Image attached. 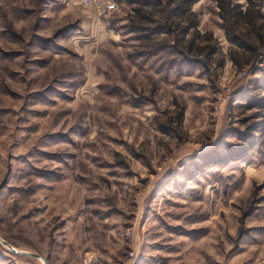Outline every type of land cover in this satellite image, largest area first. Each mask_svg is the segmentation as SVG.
Segmentation results:
<instances>
[{
    "label": "rangeland",
    "instance_id": "rangeland-1",
    "mask_svg": "<svg viewBox=\"0 0 264 264\" xmlns=\"http://www.w3.org/2000/svg\"><path fill=\"white\" fill-rule=\"evenodd\" d=\"M112 1L0 0V235L47 264H264V0H231L246 47L216 0Z\"/></svg>",
    "mask_w": 264,
    "mask_h": 264
},
{
    "label": "trees",
    "instance_id": "trees-1",
    "mask_svg": "<svg viewBox=\"0 0 264 264\" xmlns=\"http://www.w3.org/2000/svg\"><path fill=\"white\" fill-rule=\"evenodd\" d=\"M197 0H189V4L194 3ZM218 6L221 10H225L228 13V16H222L224 20V29L226 30L227 38L234 44L239 47H246L248 46L247 39L240 34H237L236 30L232 27L233 25L230 23L229 15L232 12L230 9L231 0H216ZM251 2V1H250ZM234 62L237 60L233 59Z\"/></svg>",
    "mask_w": 264,
    "mask_h": 264
},
{
    "label": "built area",
    "instance_id": "built-area-1",
    "mask_svg": "<svg viewBox=\"0 0 264 264\" xmlns=\"http://www.w3.org/2000/svg\"><path fill=\"white\" fill-rule=\"evenodd\" d=\"M81 4L87 8H91L93 6L97 7L100 15L111 13L117 8V3L112 0L106 2H101L100 0H81ZM246 73V69H243V71L240 72L241 75Z\"/></svg>",
    "mask_w": 264,
    "mask_h": 264
},
{
    "label": "water",
    "instance_id": "water-1",
    "mask_svg": "<svg viewBox=\"0 0 264 264\" xmlns=\"http://www.w3.org/2000/svg\"><path fill=\"white\" fill-rule=\"evenodd\" d=\"M0 243L2 245L6 246L12 253L26 255V256L34 257V258H38V259L42 260L43 264H47L46 260L44 259V257L42 255H40L38 253H34V252H30V251H25V250L18 249L16 247L12 246L1 235H0Z\"/></svg>",
    "mask_w": 264,
    "mask_h": 264
},
{
    "label": "bare ground",
    "instance_id": "bare-ground-1",
    "mask_svg": "<svg viewBox=\"0 0 264 264\" xmlns=\"http://www.w3.org/2000/svg\"><path fill=\"white\" fill-rule=\"evenodd\" d=\"M42 261V260H41Z\"/></svg>",
    "mask_w": 264,
    "mask_h": 264
}]
</instances>
